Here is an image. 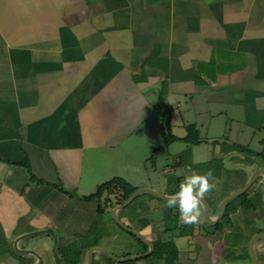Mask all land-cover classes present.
<instances>
[{
	"label": "crops",
	"instance_id": "0c3cea01",
	"mask_svg": "<svg viewBox=\"0 0 264 264\" xmlns=\"http://www.w3.org/2000/svg\"><path fill=\"white\" fill-rule=\"evenodd\" d=\"M220 115L241 122L252 133L248 146H259L249 150H261L264 0H0V264L37 262L16 248L34 251L39 264H57L51 234L57 254L84 248L79 264L95 246L118 257L144 253L145 243L114 222L111 206L101 213L106 231L91 233L99 200L83 197L107 181L102 155L118 150L131 161L127 142L155 119L150 133L164 144L186 142L165 140V118L171 131H183L177 137L188 125L197 129L195 149L204 143L201 128ZM147 144L146 161L157 149ZM227 152L212 150L226 166L213 172L216 187L203 198L211 216L252 171L264 169L260 157ZM239 162L245 168L234 173ZM201 163L194 162V172L205 173ZM249 189L248 207L234 201L228 216L211 225L201 212L197 229L173 237V264H264V235H258L264 234V175ZM162 201L140 198L144 210L116 214L143 239L159 241L171 237L167 217L178 210ZM156 211H162L158 221L149 218ZM35 231L42 233L23 237ZM96 238V245L84 243ZM91 264L111 263L94 251ZM141 264L166 263L151 256Z\"/></svg>",
	"mask_w": 264,
	"mask_h": 264
},
{
	"label": "rangeland",
	"instance_id": "374dc122",
	"mask_svg": "<svg viewBox=\"0 0 264 264\" xmlns=\"http://www.w3.org/2000/svg\"><path fill=\"white\" fill-rule=\"evenodd\" d=\"M172 117L174 119L173 114ZM186 117H191V116L188 115ZM154 118H157V116L155 115ZM157 119H155V121H152V123L148 125V127H143V129L140 128L136 133H134L131 136V138L127 142L128 143L126 147L127 150L126 149L125 150L126 152L130 150L131 155L132 156L135 155V157L133 156L135 159L132 157L133 159L130 161L128 158H126L127 155L130 153L128 154L123 152L120 153L118 150L117 152L115 151L116 153L113 155H108V154L102 155L104 156L103 158V160H105L104 163L106 162V165H108V167L110 168L107 171L108 174L105 173L103 174L102 179L104 181L110 179L113 175H117V177H121L126 181L129 180L128 182H130L131 185L136 186L137 189L138 188L151 189L159 194L166 195L165 193L176 191L177 187H179L181 183L180 179L184 175V169L187 170V168L189 167L192 169V167H194L195 161H202L201 164H197L198 168L202 170L201 172H206L208 170H211L217 175V172L221 170L220 167L226 166L224 160H217L212 156V150L217 149L218 147H222L223 151L228 150L229 152H227V154L234 156L241 153L244 154V151L246 149H249V147H252L253 149H259V146L258 144H256V142H252L250 146H248L247 144L252 133H249L247 130H244L245 128L241 122L239 123L237 122L238 120L235 119L232 120L230 118H226L225 115H220L218 118L214 117V120L211 122V126L209 125V129L207 127L201 128V134L203 136L204 143L200 144L195 149H192L191 144L188 142H187L188 144L186 142H175L171 145H166L163 143V138L160 137L158 134L157 135L156 133L151 134L150 130L151 128H153V126H156L154 123L156 124L158 123ZM157 129L159 130L158 126ZM182 132L183 131H180L178 127H175L172 130V133H176V134H180ZM149 134H151V136H148ZM152 141L154 142L153 146L157 148L156 153L152 160H148V161L143 160L145 158L144 153L148 148L147 143ZM196 149L197 152L194 153L193 150ZM167 151L169 152V154H167ZM250 156L252 157L251 154ZM164 166L165 168L166 166H168V168L165 170L163 169ZM242 168H245L244 163L239 162L238 164H235L234 173H236L235 171H240V169ZM192 170L194 171V169ZM247 171L249 172L250 170L248 169L246 170V172ZM111 172L114 174H111ZM254 172L255 170L252 171L249 178ZM124 175L126 178L124 177ZM144 197H148V198L155 197L159 201L163 200L148 192H142L141 194H139V196H136L127 206L123 208H126V210L131 213L138 211L141 212L142 210H144V206L140 202V198H144ZM110 199L112 202H114L111 196ZM238 200L240 199H236L235 201ZM162 202H164L165 205L167 204V201L163 200ZM114 206L112 207V210ZM201 212L203 213V219L205 220L204 209L202 204H201ZM149 215H150L149 216L150 219L158 221L162 217V211L151 212V214ZM101 216L102 215L99 213L95 223L91 226V233L93 232L95 235L101 234V232H103L102 230L104 229L100 222ZM173 221L174 219L170 220V223H168V227H172V228L174 227ZM205 222L202 220L200 223H205ZM198 223H194L195 229H197ZM117 226L119 225L117 224ZM190 226L191 225H189V227ZM172 232L176 234L179 232V230L175 228ZM91 242L92 241L89 242L86 241L84 243L88 244ZM91 248L92 247H90L87 250V253ZM58 255L60 258L62 257V261H61L62 264H71L70 260H67L65 256L64 257L66 259L63 258L62 251H59ZM126 256H132V255H126ZM107 260L111 264L119 263L108 257ZM142 261L143 258H139L136 260H127L120 263L141 264ZM10 262L11 260L10 261L8 260L7 264H11Z\"/></svg>",
	"mask_w": 264,
	"mask_h": 264
},
{
	"label": "trees",
	"instance_id": "16d2710c",
	"mask_svg": "<svg viewBox=\"0 0 264 264\" xmlns=\"http://www.w3.org/2000/svg\"><path fill=\"white\" fill-rule=\"evenodd\" d=\"M163 113L165 114V112ZM163 127L165 129L164 138L167 142L173 141L175 139H180L190 144H198L201 141L199 138V133L193 125L187 126V134L183 137H177L172 133L170 123L168 122L166 118H165V121H163ZM244 153H250L251 155L260 157L264 160V141L262 143V148L260 151L257 152V151H251L249 149H246ZM183 179L184 177H182L180 180L182 181ZM136 189H137L136 186L131 185L125 179L121 177H112L111 179L99 184L94 193L88 196H84L83 199H98L99 200L98 212L101 214L107 207L109 206L113 207L114 205L116 206L118 204L123 203ZM178 190H179V187H177L176 191H174L173 194L177 193ZM249 190L250 189L245 191L243 194L239 195L238 196L239 198L235 197L227 203L225 207V211L223 213V218H226L228 216L229 210L232 208L231 206L236 199H240L241 204L242 205L244 204L245 207L249 206V204H246L245 202V197L247 193L249 192ZM110 196L114 202L111 201ZM172 219H174L173 228L168 227V223H170V220ZM178 222H179L178 210L171 209L169 213V217H167L165 231H171L172 235L169 238H162L159 241L158 240L151 241L153 250L149 256L145 257L146 259L151 256H154L156 258H163L166 264L174 263V261L177 258V248L174 243L173 237H175L176 235L189 234L192 231V228L194 227V224H188V223H181L178 226L177 225ZM145 224L146 223L144 222L143 225ZM189 225L191 226L189 227ZM214 227L218 228L219 223H216ZM175 228L176 229L180 228L179 232L176 234L172 232ZM137 240L141 243L139 239ZM97 242H98V238L93 240L92 244L96 245ZM142 245L144 247V252L147 251L148 247L145 244H142ZM83 249L84 248H81L77 245L67 246L65 247L64 250H62L63 258L66 257L67 260H70L71 264H79L80 263L79 255L83 251ZM61 260H62V257H61ZM118 264H122V263L119 262Z\"/></svg>",
	"mask_w": 264,
	"mask_h": 264
},
{
	"label": "water",
	"instance_id": "95a60500",
	"mask_svg": "<svg viewBox=\"0 0 264 264\" xmlns=\"http://www.w3.org/2000/svg\"><path fill=\"white\" fill-rule=\"evenodd\" d=\"M259 175H264V169L263 168H259V169H256L255 172L251 175V177L249 178V180L241 187L239 188L238 190L232 192L231 194H229L220 204V207H219V211L217 213L216 216H211L209 214V210H208V205L206 203V201L204 199H202L201 201V204L203 206V209H204V216H205V221L207 222V224H214L218 219H220L222 216H223V213H224V210H225V207L227 205V203L235 198V197H238L239 195L243 194L245 191H247L251 186L252 184L255 182L257 176ZM142 192H148L160 199H163L165 201L168 200V198H170L171 196H167V195H163V194H159L157 193L156 191H153L151 189H145V188H138L136 189L123 203L121 204H118L116 205L113 210H112V216H113V220L116 222V224H118L123 230L127 231V232H130L132 233L137 239L141 240L143 243H145L147 246H148V250L144 253H141V254H138V255H132V256H125V257H118L116 256L115 254L107 251L106 249L104 248H101L99 246H95V247H92L88 253H87V262L86 264H91V261H92V253L94 251H98V252H101L102 254L106 255L107 257L117 261V262H121V261H127V260H135V259H139V258H143V257H147L151 254L152 250H153V247H152V244L148 241V240H145L142 238L141 235H139L136 231L132 230L131 228H129L128 226H126L125 224H123L119 218L117 217V210L127 206L136 196H138L139 194H141ZM263 203H264V193H263ZM45 233H49L48 231H44ZM42 231H35V232H32V233H28V234H25L23 237H32L34 235H37V234H41ZM260 236H263L264 234H258ZM52 238H53V241H54V254H55V258H56V262L57 264H62L58 254H57V250H56V243H57V238L54 234H51ZM17 252L18 253H21V254H32L33 256H35L37 258V262L34 263V264H39V258L37 256V254L32 251V250H26V249H17ZM250 254H252L251 252V249H250ZM252 258V261L254 260L253 259V255L251 256Z\"/></svg>",
	"mask_w": 264,
	"mask_h": 264
},
{
	"label": "clouds",
	"instance_id": "9594fccd",
	"mask_svg": "<svg viewBox=\"0 0 264 264\" xmlns=\"http://www.w3.org/2000/svg\"><path fill=\"white\" fill-rule=\"evenodd\" d=\"M179 185L177 193L167 200L166 207L178 209L183 223H198L201 218V201L216 187L213 182V172H194L190 167Z\"/></svg>",
	"mask_w": 264,
	"mask_h": 264
}]
</instances>
